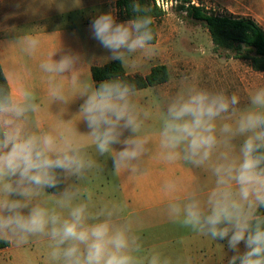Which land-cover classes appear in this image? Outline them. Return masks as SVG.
Segmentation results:
<instances>
[{
    "label": "clouds",
    "instance_id": "1",
    "mask_svg": "<svg viewBox=\"0 0 264 264\" xmlns=\"http://www.w3.org/2000/svg\"><path fill=\"white\" fill-rule=\"evenodd\" d=\"M132 11V19L119 23L112 12L102 13L90 29L110 52L109 59L135 67L138 55L149 58L156 50L150 9L133 0ZM11 45L35 57L40 40L26 32ZM59 51L43 58L38 68L46 95L61 106V125L74 128L43 126L27 64H10L0 84V240L15 247L47 240L49 264H172L144 249L121 205L93 209L91 197L83 198L90 175L104 171L101 157L111 159L113 175L148 173L153 140L145 125L152 113L138 104L133 83L111 78L99 86L87 84L77 68L79 55L54 59ZM77 97L83 99L78 113L62 119ZM160 119L159 160L182 162L213 177L211 187L166 178L162 190L168 218L213 241L226 240L233 253L227 264H264V87L241 107L235 93L185 86L167 99ZM81 121L87 133L77 130Z\"/></svg>",
    "mask_w": 264,
    "mask_h": 264
},
{
    "label": "rangeland",
    "instance_id": "2",
    "mask_svg": "<svg viewBox=\"0 0 264 264\" xmlns=\"http://www.w3.org/2000/svg\"><path fill=\"white\" fill-rule=\"evenodd\" d=\"M204 5L210 8L208 2L205 1ZM176 6L156 21L158 37L153 45L155 54L149 58L138 55L135 67L123 65L129 75H145L153 66L163 64L167 67L171 79L179 78L167 87L160 84L137 90L138 104L152 113L145 125V132L153 140L152 153L146 158L149 171L146 175L138 176L113 175L111 159L106 160L101 157L99 159L104 171H96L90 175L87 184L84 185L83 198L87 200L89 196L91 197L90 203L93 209L105 203L121 205L124 218L133 221L134 231L140 237L144 249L159 252L169 258L172 264H226L233 254L228 250L226 240L216 242L178 223H173L166 212L168 197L166 195L162 197V201L165 202L163 205L158 204L161 198L157 200L158 198L154 197L159 187V181H156L155 176L157 131L161 124V113L170 96L189 85L210 89L211 85L208 82L201 81L209 77L225 76L237 80V76L244 75L249 78L251 77L249 72L246 73L249 70V63L232 59L229 57V52L224 49L215 50L204 25L187 17ZM110 55L109 53L107 57L102 58L100 63H103L104 59L111 60ZM236 64L242 66L240 68L242 75L235 74ZM252 75L264 77V73H252ZM83 76L87 84L93 83L91 73ZM38 87L32 88L36 91L38 102L41 104L40 118L43 126L51 129L74 128V124L61 125L57 116L61 106L52 104L49 97L42 94ZM66 87L71 90V85L68 84ZM79 87L83 85H78L77 88ZM249 87L250 96L257 88L264 87V82L259 81ZM248 99L249 97L246 106ZM82 103V98L74 99L66 106L62 119H72ZM77 130L82 134L88 132L86 124L82 121L77 123ZM79 138L88 143L86 137ZM115 147L118 150L120 146ZM89 151L95 155L93 148H89ZM163 168H168L165 163ZM195 170L192 184L182 177L186 185L200 184L211 187L213 182L211 174L204 169ZM240 247L243 250V244ZM48 253V241L44 239H34L23 247H15L8 243L7 247L0 249V264H49Z\"/></svg>",
    "mask_w": 264,
    "mask_h": 264
},
{
    "label": "crops",
    "instance_id": "3",
    "mask_svg": "<svg viewBox=\"0 0 264 264\" xmlns=\"http://www.w3.org/2000/svg\"><path fill=\"white\" fill-rule=\"evenodd\" d=\"M205 1L216 13L224 11L234 16L251 18L264 30V0H203V3ZM192 4L198 5L197 0H192ZM108 12H112L117 18L114 0H0V67L4 76L10 64H27L32 68L31 87L39 86L38 89L46 95L47 84L38 64L58 47L60 51L53 57L54 59H59L65 53L79 55L81 62L77 68L83 69V75L90 74L92 66H100L111 61L104 59L103 63H100L102 58L107 57L110 52L93 38L90 29V23L94 18ZM26 32L37 35L40 40V47L35 57H27L18 47L11 45ZM236 67L235 74L242 75L243 73L240 72L242 66L236 64ZM248 72L251 76L249 78L242 75L237 76L236 80L224 76L209 77L201 81L211 85L208 90H222L229 95L237 94L240 98V106L245 107L251 91L249 86L259 81L264 82V77L252 75V73L264 72L252 70L250 63L246 73ZM178 79L169 77L168 81L161 85L167 87ZM66 85H68L67 82ZM165 166L168 168H163V162L159 160L156 148L155 176L156 181H159V187L154 197H157V200L161 198V202L158 203L160 205L165 203L162 201V197L165 196L162 182L166 178L185 177L192 184V177L196 173L190 165L182 162L174 165L165 164Z\"/></svg>",
    "mask_w": 264,
    "mask_h": 264
},
{
    "label": "trees",
    "instance_id": "4",
    "mask_svg": "<svg viewBox=\"0 0 264 264\" xmlns=\"http://www.w3.org/2000/svg\"><path fill=\"white\" fill-rule=\"evenodd\" d=\"M192 0H178L176 8L183 11L187 17L204 25L207 29L215 50L224 49L229 52V57L249 61L252 70L264 72V30L251 18L234 16L228 12L216 13L204 6L203 0H197L198 5ZM133 0H114L117 21L123 22L133 18ZM142 6L150 9L154 40L157 42L156 21L163 16V12L155 5L154 0H140ZM94 86L111 78H120L133 83L137 90L153 87L165 83L169 79V71L165 65H155L145 75L126 74L119 61L111 60L100 66L90 69ZM5 82V76L0 67V84ZM57 191V190H49ZM8 243L0 240V249ZM227 264V263H226Z\"/></svg>",
    "mask_w": 264,
    "mask_h": 264
},
{
    "label": "built area",
    "instance_id": "5",
    "mask_svg": "<svg viewBox=\"0 0 264 264\" xmlns=\"http://www.w3.org/2000/svg\"><path fill=\"white\" fill-rule=\"evenodd\" d=\"M154 3L163 13H166L178 4V0H154Z\"/></svg>",
    "mask_w": 264,
    "mask_h": 264
}]
</instances>
